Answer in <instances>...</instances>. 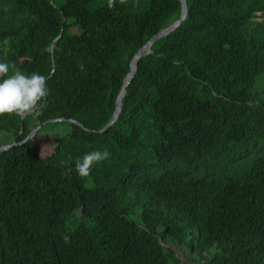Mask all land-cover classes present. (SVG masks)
<instances>
[{
  "label": "trees",
  "instance_id": "16d2710c",
  "mask_svg": "<svg viewBox=\"0 0 264 264\" xmlns=\"http://www.w3.org/2000/svg\"><path fill=\"white\" fill-rule=\"evenodd\" d=\"M180 11L0 0V62L49 88L38 115L0 116V145L42 124L0 151V264H264V0H187L100 130ZM94 150L110 161L79 177Z\"/></svg>",
  "mask_w": 264,
  "mask_h": 264
},
{
  "label": "clouds",
  "instance_id": "9594fccd",
  "mask_svg": "<svg viewBox=\"0 0 264 264\" xmlns=\"http://www.w3.org/2000/svg\"><path fill=\"white\" fill-rule=\"evenodd\" d=\"M119 4L126 5L127 0H118ZM117 0H107V7L113 9ZM13 74L9 75L10 65L0 62V116L16 115L24 119L29 115H38L44 106V101L49 95L45 75L33 72L25 75L11 66ZM6 77V78H5ZM111 153L107 150H94L83 155L82 159L75 162L74 171L81 178L90 176L93 166L102 161H110ZM73 169L65 171L69 174Z\"/></svg>",
  "mask_w": 264,
  "mask_h": 264
},
{
  "label": "water",
  "instance_id": "95a60500",
  "mask_svg": "<svg viewBox=\"0 0 264 264\" xmlns=\"http://www.w3.org/2000/svg\"><path fill=\"white\" fill-rule=\"evenodd\" d=\"M180 1H181V11H180L179 17L176 18L175 20H173L168 25L162 27L156 34L152 35L146 41V43L143 44L140 48H138L136 50V52L133 54L132 58L129 61V70L123 79L122 87H121V89H120V91L116 97L115 109L111 115L110 120L106 123L105 126H103L100 129L101 131L105 130L107 127H109L111 124H113L116 121V119L120 113V110H121L122 99L126 93V87L130 83V81L132 80L133 74L137 68L138 59L151 51V45L155 40L167 35L170 31L174 30L180 24V22L186 17V15H187V0H180ZM54 42H55V39L52 41L51 46L54 45ZM62 119L63 118H56V119H52L51 121L55 122V121L62 120ZM69 121L74 122V123L80 125L81 127L85 128V126L77 120L70 118ZM41 126H42V124L35 126L29 132V134L21 141H15L14 140L10 143L0 145V151H4V150H6V149H8L14 145L22 144V143L28 141L35 134L37 129L40 128Z\"/></svg>",
  "mask_w": 264,
  "mask_h": 264
},
{
  "label": "rangeland",
  "instance_id": "374dc122",
  "mask_svg": "<svg viewBox=\"0 0 264 264\" xmlns=\"http://www.w3.org/2000/svg\"><path fill=\"white\" fill-rule=\"evenodd\" d=\"M65 0H53V4L56 6V7H58V6H60L63 2H64ZM262 19H264V16H261V15H259L255 20L256 21H261ZM71 32H73V33H78L79 32V30H78V28L77 27H71ZM256 35H257V37H264V26H263V28L262 29H260V28H258V29H256ZM262 79V80H261ZM257 81H262V84H263V89H264V75L263 76H261V77H259V79L257 80ZM57 131V129L55 130V131H52L53 133H55ZM4 140H8V139H5V138H3ZM131 217L132 218H137V217H135V215H131ZM167 246H172L171 244H166ZM180 254H181V252H180ZM186 254H188V252L186 251L185 253H183V255H186Z\"/></svg>",
  "mask_w": 264,
  "mask_h": 264
}]
</instances>
